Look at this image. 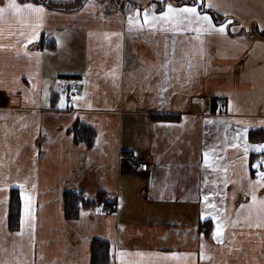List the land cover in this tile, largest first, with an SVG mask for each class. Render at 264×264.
<instances>
[{
	"label": "crops",
	"instance_id": "crops-1",
	"mask_svg": "<svg viewBox=\"0 0 264 264\" xmlns=\"http://www.w3.org/2000/svg\"><path fill=\"white\" fill-rule=\"evenodd\" d=\"M17 2L44 12L0 20V264H91L93 239L109 243V264H264V227L247 226L240 207L264 159V0H202L217 26L232 23L199 39L128 24L137 9L143 22L153 5L159 14L194 0ZM81 125L97 133L92 147L74 140ZM237 132L246 157L231 147ZM69 190L106 204L68 220Z\"/></svg>",
	"mask_w": 264,
	"mask_h": 264
},
{
	"label": "snow or ice",
	"instance_id": "snow-or-ice-1",
	"mask_svg": "<svg viewBox=\"0 0 264 264\" xmlns=\"http://www.w3.org/2000/svg\"><path fill=\"white\" fill-rule=\"evenodd\" d=\"M90 6V5H87ZM206 7L208 9H213L218 7L216 4L209 0ZM204 4L202 0H194L192 5L185 4L184 6L177 7L171 3L166 4L164 8H162L159 14L155 11V5L152 6V11L145 9L143 11V22H141L140 18V10H136V16L129 15L128 24L130 26V30L135 27L138 29H143L145 27L155 28L157 25H168L173 28L174 31H188L191 29L192 31L197 33V39H199L201 33H212L218 32L223 35L226 33V29L228 25H230L231 21L221 22L219 26L214 23V19L209 15L207 11H203ZM44 12L43 6H38L34 3H18L17 0H7V3L0 7V20L4 19L6 14H11L14 17H20L25 13L29 16L35 14L37 19L42 18L41 14ZM227 15V13H225ZM187 23L188 27H180ZM195 25V27H192ZM235 31V27L232 29ZM262 30H264V26H262ZM33 38H35V33L33 34ZM60 106L63 107L64 103L61 100ZM246 131V129L244 130ZM239 138L241 137V133L237 132L234 139H237V143L231 145L233 148L243 147L244 156H247L249 145L245 142L243 144L239 143ZM256 151L264 153V144L256 146ZM212 151H215L213 149ZM204 164L208 167H212L209 163V154L207 152L204 153ZM256 167L257 172L255 173L256 179L248 181L249 190L245 193V195H251L252 203L249 205L241 204V209L247 207L248 215L245 217L247 222V226H252L253 219H255L257 227H264V198H259L257 196V191L259 189H264V160L257 161L254 165ZM207 183V181H205ZM227 184V180H225V186ZM23 187V185H21ZM216 194V193H213ZM204 201L207 203L209 201V196H204ZM30 205V199H29ZM212 208H215V205H210ZM253 209H255V217H253ZM29 214H31L29 207ZM204 215H208V213H204ZM213 219H216L220 222L216 224V229L213 233V236L217 240L218 243H223L222 235L225 227V223L223 221V217L221 215L213 216ZM239 221V213L237 214L236 220L231 221L233 227L238 224ZM203 247V245H202ZM123 255V253L121 254ZM203 255V253L201 254Z\"/></svg>",
	"mask_w": 264,
	"mask_h": 264
},
{
	"label": "trees",
	"instance_id": "trees-1",
	"mask_svg": "<svg viewBox=\"0 0 264 264\" xmlns=\"http://www.w3.org/2000/svg\"><path fill=\"white\" fill-rule=\"evenodd\" d=\"M96 138L97 133L90 127L81 125L74 129V140L76 142L83 141L88 147H92L95 144ZM13 194L10 206L9 224L13 230H17L20 215L19 198L16 192H13ZM103 196L104 195L100 193L97 198L93 200L79 192L72 190L65 191L63 195V205L66 219L77 220L81 211L90 209L96 205L102 206L106 204ZM206 224V235H209L210 229L208 227L211 225L209 223ZM90 254L91 264H109L111 262V247L106 241L93 239L90 246Z\"/></svg>",
	"mask_w": 264,
	"mask_h": 264
},
{
	"label": "built area",
	"instance_id": "built-area-1",
	"mask_svg": "<svg viewBox=\"0 0 264 264\" xmlns=\"http://www.w3.org/2000/svg\"><path fill=\"white\" fill-rule=\"evenodd\" d=\"M63 90H64V92L67 95V101H71V95H72V93H71L70 86L68 84H65L63 86ZM215 107H216V110H220L221 108H223V103L221 101H218L216 103V106ZM128 161L129 162H132V163L138 162L140 164V167H141L142 171L147 172L148 169H149V164L148 163H143L141 159L139 160L134 155H130ZM151 187H152V183H151V180H149V188L151 189Z\"/></svg>",
	"mask_w": 264,
	"mask_h": 264
},
{
	"label": "rangeland",
	"instance_id": "rangeland-1",
	"mask_svg": "<svg viewBox=\"0 0 264 264\" xmlns=\"http://www.w3.org/2000/svg\"><path fill=\"white\" fill-rule=\"evenodd\" d=\"M127 164H129V165H134L135 163H132V162H129L128 160H127V162H126ZM97 198V197H96ZM106 211H108V209L106 210Z\"/></svg>",
	"mask_w": 264,
	"mask_h": 264
}]
</instances>
